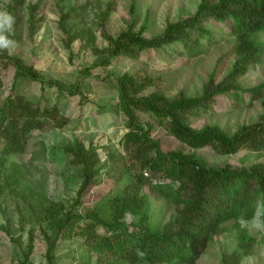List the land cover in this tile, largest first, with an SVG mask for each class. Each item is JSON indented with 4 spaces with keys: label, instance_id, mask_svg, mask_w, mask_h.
I'll return each instance as SVG.
<instances>
[{
    "label": "trees",
    "instance_id": "1",
    "mask_svg": "<svg viewBox=\"0 0 264 264\" xmlns=\"http://www.w3.org/2000/svg\"><path fill=\"white\" fill-rule=\"evenodd\" d=\"M194 15L176 22H167L162 33L146 38L145 27L135 30L133 20L134 1L129 14L131 23L118 36L112 37L102 31L107 47L98 51L99 63L108 65L120 57H134L146 50L167 48L182 44L189 55L201 53L203 40H213L212 34L199 24L202 19L211 20L218 28L228 23V34L234 37L235 60L226 75L216 81L214 74L203 84L197 96L189 97L179 91L169 97L161 88L158 78L148 74H131L128 71L113 77L118 103L116 111L124 117L126 132L120 144L122 158L109 146L86 147L80 140L67 142L62 151L72 157L71 163L78 168L80 185L70 206L65 207L47 196L42 186L33 184L27 177L24 166L16 162L8 165L7 157L23 152L27 136L41 129L47 117L52 125L62 128L68 120L58 117L57 104L41 108L15 91V82L26 79L37 82L40 88L54 87L59 96L73 97L81 94L79 82L65 85L55 79H45L32 65L20 57L0 49V72L14 70L9 93L2 98L3 84L0 77V198L9 193L30 211L45 243L46 264H57L56 247L61 238H82L89 256L80 264H197L209 242L226 228L223 223L235 222L236 249L222 256L223 264H240L253 252L256 238L239 224V218L250 219L259 205L264 204V162L250 167L232 164L209 165L194 152L182 149L164 152L160 141L152 136L159 127L183 146L191 150L210 147L223 156L247 150L264 151V84L247 91L252 100L263 103V112L257 122L241 125L233 134L223 131L218 125H206L194 129L190 117L208 111L216 97L231 93L239 100V80L246 75L251 65L260 61L264 42L258 34L264 32V0H200ZM24 0H12L9 7L16 17L17 8ZM39 3L28 7L27 28L30 35L37 29ZM71 8L60 15V30L64 33V46L72 60V43L77 38L93 43V36L84 29L67 28L65 22L79 14ZM112 11L110 5L100 13V26ZM18 21V20H17ZM195 30L196 36L191 32ZM8 39L19 41L16 37ZM79 75L89 77V70H80ZM150 86L155 89L144 95ZM141 115L149 118L143 121ZM38 154L45 156L47 148L40 143ZM104 152L101 159L98 150ZM38 158L36 153L33 159ZM32 159V160H33ZM124 184L114 196H105L92 207L83 206L84 195L104 180ZM146 189V192L144 191ZM152 197L166 200L174 208V214L166 222L153 223ZM84 209L82 212L80 209ZM25 215L22 214L24 218ZM44 225V227L42 226ZM98 228L102 230L99 233ZM0 231L10 234L7 225L0 224ZM28 253L31 251L33 229L29 231ZM16 242L15 239H11ZM138 251L146 252L141 259Z\"/></svg>",
    "mask_w": 264,
    "mask_h": 264
},
{
    "label": "rangeland",
    "instance_id": "2",
    "mask_svg": "<svg viewBox=\"0 0 264 264\" xmlns=\"http://www.w3.org/2000/svg\"><path fill=\"white\" fill-rule=\"evenodd\" d=\"M134 1L133 20L135 30L145 27L144 36L152 38L162 33L167 22H176L195 14L200 0H24V4L17 8L14 14L9 7L12 0H0V12H6L14 17V25L3 34L16 37L13 47L6 50L9 54L20 57L26 64L34 66L45 79H55L69 86L79 82L81 94L70 97L59 96L56 88H40L37 82L18 79L15 82V91L23 95L41 108L57 104L59 116L68 122L58 128L43 117L44 126L33 130L26 138V144L21 154L7 157L8 165L16 162L24 166L27 177L33 184L42 186L47 196L63 206H70L80 185V174L71 161L72 157L62 151V146L75 139L80 140L86 147L91 144L97 147L109 146L120 158L123 156L120 140L126 132L124 117L117 112V91L113 77L125 71L131 74H148L161 80V88L171 97L182 91L189 97L197 96L203 84L211 74L220 81L230 69L235 60L233 51L236 40L228 33V23L213 27L211 20L202 19L199 24L208 30L213 40L201 41V53L189 55L183 45L176 43L170 47L157 50H146L134 57H120L108 65L99 63L98 53L107 47V41L102 37L106 31L112 37L125 31L131 23L129 10ZM214 3L215 0H209ZM39 3L37 12V29L30 35L27 28V11L30 5ZM110 5L112 11L104 20V29L100 26V13ZM71 8L79 14L68 19L67 28L84 29L93 36V43L88 44L85 39L77 38L71 45L73 54L69 59L68 50L64 46V33L60 30V15ZM18 20V21H17ZM196 36V31L191 32ZM264 42V32L258 34ZM88 69L89 77L79 75L80 70ZM14 70L2 69L0 72L3 84L2 98L10 91ZM264 84V51L257 64L251 65L245 76L240 78L239 100L231 93L216 97L208 111H201L197 116L190 117L192 128L200 129L206 125L216 124L228 134H233L239 126L255 123L263 112V99L252 100L247 91L257 85ZM155 86H150L144 95L150 94ZM143 121L149 120L140 116ZM152 136L160 141L164 152L182 149L185 153L194 152L203 158L209 165L232 164L233 166L250 167L255 163L264 162V151L256 153L241 150L233 155L223 156L215 153L210 147L191 150L171 137L162 128L156 127ZM40 143L47 148L45 156H40ZM2 141H0V149ZM36 153L38 158L33 159ZM101 159H105L104 152L98 150ZM33 159V160H32ZM124 184L115 185L111 180H104L91 188L83 197V206L92 207L105 196L116 195ZM146 192V189L144 190ZM153 223L166 222L174 214V208L166 200L156 201L150 197ZM82 212L84 209H80ZM260 210V209H258ZM257 210V211H258ZM22 214L25 215L24 218ZM0 224L7 225L10 234L0 231V264H46L45 243L30 211L6 193L0 198ZM241 226V222H239ZM226 228L223 234L217 235L209 242L206 250L200 256L197 264H223L222 256L232 253L236 247L234 228L235 222L228 221L222 224ZM44 227V225H42ZM242 227V226H241ZM250 235L255 236L256 244L250 256L244 257L240 264H264V231L252 227H243ZM33 229L31 251L28 253L29 231ZM99 233L102 230L98 228ZM15 239L13 242L11 239ZM89 256L82 243V238H61L57 241V264H80ZM92 258L90 264H94ZM87 264V263H84Z\"/></svg>",
    "mask_w": 264,
    "mask_h": 264
},
{
    "label": "clouds",
    "instance_id": "3",
    "mask_svg": "<svg viewBox=\"0 0 264 264\" xmlns=\"http://www.w3.org/2000/svg\"><path fill=\"white\" fill-rule=\"evenodd\" d=\"M14 23V17H12L11 14L0 12V49H8L15 45L14 40L8 39V37L3 34L6 30L11 29ZM258 207L260 210L254 212L250 219H244L243 217L239 218L238 222H241L242 227H252L258 231H264V204ZM146 255V252L138 251V256L141 259H145Z\"/></svg>",
    "mask_w": 264,
    "mask_h": 264
}]
</instances>
